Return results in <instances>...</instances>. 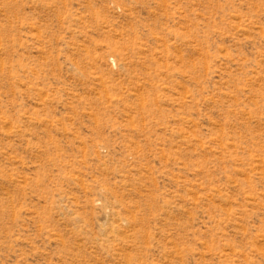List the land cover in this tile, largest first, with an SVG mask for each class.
<instances>
[{"label": "rangeland", "instance_id": "obj_1", "mask_svg": "<svg viewBox=\"0 0 264 264\" xmlns=\"http://www.w3.org/2000/svg\"><path fill=\"white\" fill-rule=\"evenodd\" d=\"M0 264H264V0H0Z\"/></svg>", "mask_w": 264, "mask_h": 264}]
</instances>
